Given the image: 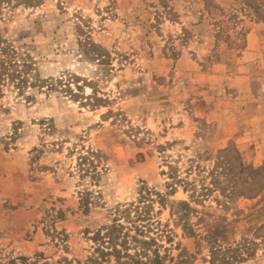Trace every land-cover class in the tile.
I'll list each match as a JSON object with an SVG mask.
<instances>
[{"label":"rangeland","instance_id":"rangeland-1","mask_svg":"<svg viewBox=\"0 0 264 264\" xmlns=\"http://www.w3.org/2000/svg\"><path fill=\"white\" fill-rule=\"evenodd\" d=\"M3 8V46L28 68L20 88L0 82V264H94L91 238L142 187L164 264H209L212 241L252 250L239 264H264V0ZM223 150L236 151L242 177L262 171L255 187L239 181L245 196L197 201L167 188L173 166L199 190L188 161L208 172Z\"/></svg>","mask_w":264,"mask_h":264},{"label":"trees","instance_id":"trees-1","mask_svg":"<svg viewBox=\"0 0 264 264\" xmlns=\"http://www.w3.org/2000/svg\"><path fill=\"white\" fill-rule=\"evenodd\" d=\"M42 0H0V16L5 7L16 8H34L41 4ZM248 5V4H247ZM256 15L262 10L263 5L254 4L251 6ZM260 21L264 23V16L258 17ZM4 40L0 36V82L18 81L17 87H21L23 84L20 76L27 71V64L25 61L19 62L15 59V53L11 46L4 45ZM92 52H96L97 57H100L99 51L101 49L94 44H88L87 49ZM86 49V50H87ZM89 51V50H87ZM234 155V156H233ZM238 161V163H236ZM188 169L186 175H190L192 172H197V177L201 182L200 189L197 190L193 182H184L178 175V169L173 166L169 167V172L164 175L170 180L166 184L167 188L173 192L177 185H183L184 191L190 190L192 197L197 201H202L215 192L219 193V196L223 198V201H230L233 198H240L245 196L244 190L238 188L239 181L244 186L255 187V181L261 174V169H249L246 173V177H242L245 172V166L241 162L238 154L231 150L220 151L211 160L213 167L208 172L201 166V163L196 162V159L188 161ZM250 177V179H248ZM207 179L209 182L207 183ZM189 188V189H188ZM256 188H252L254 190ZM251 190V191H252ZM260 189L256 191H260ZM156 197L157 203L160 206H164L165 197L162 194H152ZM138 200L136 203H130L127 206H117L113 210V218L110 225L102 230H97L91 238L96 244L94 251L98 256L94 260V264H109L108 259L112 258L114 264H164L167 260V250H164V255H161L157 242L154 238L146 236L148 231L147 222L150 217V204L154 201L151 199V192L145 187H142L138 192ZM81 205L84 210L89 208L88 194L82 195L80 199ZM246 250L247 255L242 253ZM133 250V254L131 251ZM246 248L245 245H235V247L222 248L215 241L211 242L210 259L209 264H239L251 257L253 251ZM3 264H39L35 259L30 261L27 258H18L8 260Z\"/></svg>","mask_w":264,"mask_h":264}]
</instances>
